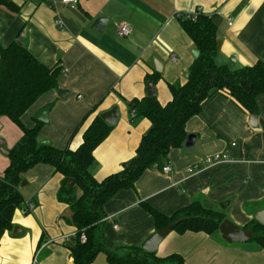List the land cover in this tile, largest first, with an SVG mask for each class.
Segmentation results:
<instances>
[{"label":"crops","instance_id":"obj_1","mask_svg":"<svg viewBox=\"0 0 264 264\" xmlns=\"http://www.w3.org/2000/svg\"><path fill=\"white\" fill-rule=\"evenodd\" d=\"M10 1L19 10L12 13L0 6L1 45L8 46L23 27L20 37L27 50L44 66L58 65L62 71L58 89L41 96L23 114L24 127L40 124V142L74 150L96 115L118 111L112 131L93 153L90 173L97 181L120 172L134 158L150 127L145 119L131 122L127 106L131 99L147 96L145 77L161 75L153 85L162 105L171 99L168 84L185 82L196 49L182 31L179 14L201 12L217 19L216 64L231 70L264 64V0H78L76 5H59L57 11L49 7V0ZM56 17L62 28L55 25ZM123 23L132 28L128 38L116 33ZM61 90L67 93L65 99L58 97ZM256 101L258 116L250 123V115L229 95L212 96L186 124L187 135L195 137L192 149L169 152L163 167L171 171L149 169L134 189L119 191L106 203L104 236L119 246L141 245L155 232L141 202L166 215L191 202L212 210L221 207L217 211L241 228L254 220L264 209V94ZM93 107L94 113L70 139ZM43 109H48L46 123L35 118ZM8 122L0 118V148L7 151L22 136L19 129L9 138ZM0 154L2 177L8 158ZM216 154L227 155L231 162L206 164ZM40 166L24 176L33 187L25 191L32 195L24 201L35 208L24 214L22 205L14 212L12 227L0 239V264H32L34 259L35 264H73L67 245L76 230L68 222L67 205L57 199L62 177L52 167ZM23 183L21 188L27 185ZM156 254H178L187 264H264V251L256 243L228 244L219 232H171ZM93 264H107L105 256L99 254Z\"/></svg>","mask_w":264,"mask_h":264},{"label":"trees","instance_id":"obj_2","mask_svg":"<svg viewBox=\"0 0 264 264\" xmlns=\"http://www.w3.org/2000/svg\"><path fill=\"white\" fill-rule=\"evenodd\" d=\"M0 6L12 13L19 10L10 0H0ZM194 14V18L177 16L182 31L198 51L184 84H168L171 99L164 105L156 96L127 102L129 114L135 113L131 122L145 119L150 127L141 137L127 167L101 181L95 180L90 173L93 153L113 127L98 114L82 131L81 143L74 150L68 145L59 149L48 142H40L41 125L26 128L20 119L41 96L58 89L62 71L58 65L44 66L27 50L20 37L23 27L8 46L0 43V118L9 119L22 131L21 138L9 150L8 166L0 177V239L12 227L13 214L24 202L20 193L22 175L35 166L47 165L62 177L57 199L67 205L71 214L68 222L76 230L67 245L73 264H93L99 254L105 256L107 264H187L178 254L159 257L156 252H145L140 245H115L104 236L103 226L106 203L119 191L134 189L145 171L162 168L169 152L181 148L187 138V122L199 115L203 105L216 93L229 95L248 115L258 116L256 100L264 94V64L258 61L235 70L216 64L218 39L214 16ZM160 79L161 75L154 73L146 76L145 82L155 85ZM95 110L93 107L87 112L70 139L80 132ZM69 180L73 181L71 189L67 187ZM76 190L80 191L79 196ZM140 206L151 216L155 231L172 225V232L179 235L218 233L220 224L226 219L224 212L206 208L199 202H191L170 215L145 202ZM249 228L255 234L250 242L264 251V226L251 220L243 227ZM81 234L85 235L84 243L80 242Z\"/></svg>","mask_w":264,"mask_h":264},{"label":"water","instance_id":"obj_3","mask_svg":"<svg viewBox=\"0 0 264 264\" xmlns=\"http://www.w3.org/2000/svg\"><path fill=\"white\" fill-rule=\"evenodd\" d=\"M213 21L217 26L219 25V23L217 22V19H214ZM218 49H219V43H218ZM192 55L194 58H196L198 56V51L193 50ZM184 76L187 77V74H185ZM66 94H67L66 91L61 90L58 92V97L65 99ZM147 96H149V97L156 96V91H155L154 85L152 83L147 84ZM47 113H48V109H43V110L39 111L38 116H36L35 118L38 119L39 121L46 123L47 122V119H46ZM100 118L107 125L113 127L118 120V111L116 108H113L106 113H102L100 115ZM256 119H257V117L250 116V123H255ZM194 139H195L194 136H187V138L185 139L181 148L184 150H191L193 147ZM0 144H3V143L1 142ZM0 153H2L5 156L9 155V151H7L3 148H0ZM127 165H128V163L124 164L123 168L127 167ZM23 185H24V183L22 182L21 186H23ZM67 187H68V189H71L73 187V181L72 180L68 181ZM253 218L260 225L264 226V209L256 212L254 214ZM172 229H173V226L169 225V226L165 227L164 229L155 231L140 245L141 248L145 252L155 253L158 249L159 244L162 242V240L169 233L172 232ZM218 232H219L220 237L228 244L247 243V242H250L255 236L252 228L245 230L241 227L234 225L233 223H231L229 220H226V219L220 224V226L218 228Z\"/></svg>","mask_w":264,"mask_h":264},{"label":"built area","instance_id":"obj_4","mask_svg":"<svg viewBox=\"0 0 264 264\" xmlns=\"http://www.w3.org/2000/svg\"><path fill=\"white\" fill-rule=\"evenodd\" d=\"M77 3H78V0H59V2H57L55 0H49L48 1L49 7L54 11H57V7L59 5L70 6V5H76ZM186 16L187 17L192 16L194 18L195 14L194 13L193 14H187ZM54 23L59 28L63 27L61 20L57 17L55 18ZM231 24H232V19H228V25H231ZM116 33H117L118 37H120V38H128L132 34V28L130 27V25L123 23L117 27ZM170 59L172 62L177 61V59L174 56H171ZM78 98H80V97H78ZM129 115H130V119L134 118L135 117L134 111H131V113ZM205 162H206V164L211 165V164H218V163H230L231 161L228 158V156L225 154H216L212 157H208ZM170 171H171V169L167 166L162 168V172L164 174H168ZM23 205H24V210H23L24 214L32 213L34 208H35V205L29 201H25ZM114 228L117 229V226H114ZM85 240H86L85 235L81 234L80 235V242L84 243ZM32 264H35V259H34Z\"/></svg>","mask_w":264,"mask_h":264},{"label":"rangeland","instance_id":"obj_5","mask_svg":"<svg viewBox=\"0 0 264 264\" xmlns=\"http://www.w3.org/2000/svg\"><path fill=\"white\" fill-rule=\"evenodd\" d=\"M10 121V120H9ZM9 123V127H8V129H6V133H7V135H8V137L10 138L12 135H13V133L14 132H16V131H18L19 132V128L15 125V124H13L11 121L10 122H8ZM1 155V154H0ZM3 157V156H2ZM6 159H7V157H6ZM8 166V165H7ZM7 166H6V168H7ZM39 167H41L40 165H38V166H35L34 168H32L31 170H29V171H27V172H25L23 175H22V182H28V181H26V180H24V176L27 174V173H30V172H33V171H35V170H37ZM5 168V169H6ZM0 177H1V173H0ZM33 189V187H32V185H31V183H27V185H25L24 187H20V189H21V196H22V198H23V200H28V198L27 197H29L30 195H32V194H29V193H27L26 194V192H29V189ZM26 191V192H25ZM25 202V201H24ZM24 202H23V204H24ZM23 204H21L20 205V207L19 208H22V205ZM221 207H217V209L216 210H219ZM68 213H69V211L68 210H66V211H64L63 212V217H67V215H68ZM229 220V219H228ZM230 221V220H229ZM231 222V221H230ZM234 224V223H233ZM235 225V224H234Z\"/></svg>","mask_w":264,"mask_h":264}]
</instances>
